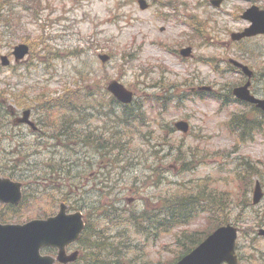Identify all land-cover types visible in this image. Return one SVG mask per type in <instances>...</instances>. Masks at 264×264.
I'll use <instances>...</instances> for the list:
<instances>
[{
	"label": "rangeland",
	"instance_id": "rangeland-1",
	"mask_svg": "<svg viewBox=\"0 0 264 264\" xmlns=\"http://www.w3.org/2000/svg\"><path fill=\"white\" fill-rule=\"evenodd\" d=\"M147 2L148 7L140 9L137 0H0V54L19 42L30 45L21 65L9 69L0 65V101L19 114L30 108L31 118L43 121L41 136L22 127L12 132L7 116L2 118L0 167L12 166L20 175L18 163L23 164L28 205L18 207L19 212L0 209V213L13 223H23L55 213L59 202L68 198L72 208L88 215L95 238L110 236L104 239L107 243L119 242V247L113 246L127 252L121 263L147 264V260H169L180 249L177 233L206 230L217 214H200L185 226L155 236L153 231L140 235L135 227L113 225L105 210L117 207L119 216L137 214L152 206L154 197L183 193L187 185L198 183L223 194L225 218L239 228V264H264V237L257 234L264 228V123L248 134L232 133L228 119L231 113L244 111L241 103L222 106L206 92L202 97L190 92L192 87L211 85L214 92L223 93L240 83L242 75L228 66L232 57L250 65L255 86L264 95V39L251 43L263 53L257 55L247 41L232 44L229 37L245 26L239 15L253 0H226L219 8L209 0ZM186 45L192 46L193 56L182 60L178 50ZM99 53L110 59L102 63ZM79 70L104 85L103 90L110 80L122 82L146 113L127 131L119 120L87 110L94 117L85 120L84 128L106 135L112 127L110 133L118 131L111 158H102L91 145L76 144V138L73 142L59 138L66 139L74 153L40 145L41 141L51 145L56 128L44 123L51 117L43 102L61 95L67 84L80 85ZM167 86L175 88L163 108L151 97L161 95ZM181 93L188 98L178 100ZM115 111L121 113L117 107ZM0 112L5 115L1 104ZM180 119L188 121L187 132L174 128ZM247 161L258 172L243 174L241 165ZM256 180L263 198L253 205ZM95 207L100 208L93 211ZM81 246L84 249V243Z\"/></svg>",
	"mask_w": 264,
	"mask_h": 264
},
{
	"label": "trees",
	"instance_id": "trees-1",
	"mask_svg": "<svg viewBox=\"0 0 264 264\" xmlns=\"http://www.w3.org/2000/svg\"><path fill=\"white\" fill-rule=\"evenodd\" d=\"M79 75L81 80L80 85L75 83L77 85L74 88H68L67 84L64 88L65 91L63 90L64 92L61 95L48 98V100L43 102V110L53 117H63V120L54 129L56 132L54 136L56 138L65 136L67 141L70 140L72 142L76 138V144L91 145L102 158L106 155L111 158V149L113 146H117L116 144L119 142L117 138L118 131L110 133L113 129L112 127L108 135H106L102 130L98 131L97 129H88V127L84 128L87 121L94 117L87 110H94L97 115L104 114L111 121L118 122L119 120L127 131L136 126L138 119L144 118L146 113L142 111V106L136 98L131 104L123 105L106 90H103L104 85H101L99 81L91 77L89 78L85 70H79ZM167 87V90L162 91L161 95H152L151 97L158 106L162 104L163 108L169 102L168 100L171 99V96H173L171 89L175 88ZM183 97L188 98V94L183 95L181 93L179 96H176L178 100ZM105 107L108 108V111H103ZM116 107L120 109V114L115 111ZM61 110H64V113ZM260 115H262L263 120L258 119L257 121L243 115H234L230 118L228 126L233 131L239 129L240 135L248 134L249 132L247 130L253 129L254 127L258 129V126L264 123V113ZM3 117L4 114L0 112L1 124L5 123L2 119ZM49 123L55 125V121H48ZM80 123L83 126L77 128V125ZM74 125H76V129L70 128ZM114 126L118 130L117 124ZM66 149L71 151L68 145ZM71 152L74 153L75 151ZM55 170L60 171L61 169ZM255 170H257L255 167L248 165L244 172L246 173L248 171V174L251 175ZM50 173H53V171H50ZM197 184L187 185L185 187L187 189L186 192L174 194L170 197H154L152 206L145 208L137 214L129 213L128 215L121 214L119 216L118 211L120 209L110 207L105 210L106 218L112 221L113 225L118 224L125 227H135L137 228L136 232L138 234L147 235L149 231H153L155 236H158V233H166V231L174 227L180 225L185 226V224H188L200 214H205L207 217L217 214L215 222L206 230L180 231L177 233L175 240L180 246V249L169 260H147V264H172L201 241L214 227L229 221V219L225 218L226 203L223 194L220 192H212L205 185L200 186ZM88 228H91V226L88 225ZM107 238H110V236L104 237V239ZM104 239L99 237L92 239L93 241L89 243L90 250L86 252L82 260L77 264H117V262L118 264H123L120 260L127 252L118 248V241H110L107 243ZM117 244L118 247L113 246Z\"/></svg>",
	"mask_w": 264,
	"mask_h": 264
},
{
	"label": "water",
	"instance_id": "water-1",
	"mask_svg": "<svg viewBox=\"0 0 264 264\" xmlns=\"http://www.w3.org/2000/svg\"><path fill=\"white\" fill-rule=\"evenodd\" d=\"M221 0H211L215 6H219ZM141 9L147 7L146 0H138ZM246 18L256 17L254 8H249L243 15ZM264 31V20L254 21L250 28L244 32L234 33L233 38H240L244 35H252ZM29 51L28 45L20 43L14 46L13 55L15 60L22 59ZM183 56H189L191 47L180 50ZM102 62L109 59V55L99 54ZM3 65L8 63L5 55L1 56ZM246 74H250L247 66L234 61ZM249 83L235 87L234 94L244 100L257 101L258 106L264 108V100L253 98L248 91ZM107 89L121 102L129 103L133 93L117 80L109 81ZM29 109L23 112L18 122L26 121L33 124L29 119ZM175 127L183 132L188 130V122L179 120L174 123ZM262 197L260 185L257 182L253 192V203H257ZM19 183H13L8 178H0V200L17 202L20 200ZM84 227L80 211L66 214L65 205L62 204L58 213L45 219H34L23 225L0 224V264H53L54 258L40 255L42 246H55L58 248L57 260L62 263L73 261L77 251L65 254L64 246L79 238ZM259 234L264 235V229ZM237 229L231 224L221 225L210 233L189 253L184 255L174 264H237L235 254V240Z\"/></svg>",
	"mask_w": 264,
	"mask_h": 264
},
{
	"label": "flooded vegetation",
	"instance_id": "flooded-vegetation-1",
	"mask_svg": "<svg viewBox=\"0 0 264 264\" xmlns=\"http://www.w3.org/2000/svg\"><path fill=\"white\" fill-rule=\"evenodd\" d=\"M226 0H223V3L225 2ZM256 0H253V2L251 3V4H249L248 6H250V5H252L253 3L255 4V5H257V7L260 9V10H264V3H261V2H255ZM248 6H246V7H248ZM246 7L241 11V12H244V10L246 9ZM245 21V20H244ZM250 24V22L249 21H246V24H245V26H243L241 29H239L238 31H242L245 27H246V25H249ZM261 38H263L264 39V34H260V35H255V36H252V37H246V38H242V39H240L239 41H233V42H230V43H240V42H243L244 44L246 43V41L251 45V51H253V52H255V53H257V55H263V53L260 51V49L258 48V46L257 45H255V44H251L254 40H259V39H261ZM243 52H244V56H245V58L247 59V53H246V47H244L243 48ZM9 57L11 56V51L9 50V51H7V53H6ZM22 63V62H21ZM247 63V62H246ZM8 67H10V66H8ZM12 68V67H11ZM255 78H256V76H255V71H253V74H252V77H251V79H250V85H249V89H250V92L254 95V96H256V97H258V98H264V95L262 94V91H261V89L258 87V86H255ZM246 77H243V79H242V81L239 83V84H241V83H245V81H246ZM248 106H249V108H251V109H253V110H255V104H251V103H248L247 104ZM6 107L8 108V107H10V106H8L7 105V102H6ZM257 109V108H256ZM9 110L11 111V113L13 114V115H11V117H8L10 120H8V123L10 124V122L11 123H13L12 125H13V127L15 128V131L14 132H17V130L19 129V128H29L28 127V125H26V124H24V123H21V124H18V123H16L15 122V120H16V117H17V115H18V112H16V111H14V109L12 110L11 108H9ZM9 111V112H10ZM260 113V112H259ZM34 123H35V125H36V128H37V131L36 132H34V134L35 133H38V132H40L41 131V127L39 126V124L40 123H42L41 121H37V120H34ZM11 168H13V167H11ZM25 188H24V185H22V191H23V195H24V199H25V195H26V191L24 190ZM23 199V200H24ZM67 202H68V200H66ZM21 205H23V206H26L27 204H26V202H23ZM0 209L1 210H3V209H9V210H12V211H15V212H19L18 211V207H17V205H14V204H10V203H0ZM19 210H20V207H19ZM0 218H1V220L0 221H2V222H11L10 220H8V218L6 217V213H0ZM71 250H73V245L72 244H68L67 246H66V251L67 252H70ZM46 253H48V254H51V255H55L56 254V251L55 250H52V251H46Z\"/></svg>",
	"mask_w": 264,
	"mask_h": 264
}]
</instances>
